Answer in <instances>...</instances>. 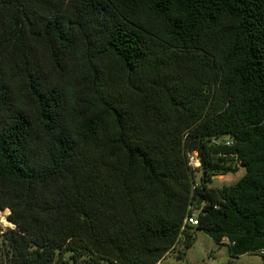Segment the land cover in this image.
Returning <instances> with one entry per match:
<instances>
[{"label": "trees", "instance_id": "obj_1", "mask_svg": "<svg viewBox=\"0 0 264 264\" xmlns=\"http://www.w3.org/2000/svg\"><path fill=\"white\" fill-rule=\"evenodd\" d=\"M0 209V264L264 260V0H0Z\"/></svg>", "mask_w": 264, "mask_h": 264}, {"label": "rangeland", "instance_id": "obj_2", "mask_svg": "<svg viewBox=\"0 0 264 264\" xmlns=\"http://www.w3.org/2000/svg\"><path fill=\"white\" fill-rule=\"evenodd\" d=\"M243 173V168L239 167L237 171H228L224 175H215L207 186L219 187L223 184H229L236 180ZM200 170L194 171V179L198 181ZM6 210V211H5ZM0 217L3 216L5 222L0 220L1 227L10 226L5 216L7 209H0ZM195 215V212L192 213ZM181 249V256L178 258L176 254ZM157 264H264V260L256 252L243 253L235 258H230L224 245L216 244L203 231L193 229L192 244L188 248H181L180 242H176L174 247L170 249Z\"/></svg>", "mask_w": 264, "mask_h": 264}, {"label": "built area", "instance_id": "obj_3", "mask_svg": "<svg viewBox=\"0 0 264 264\" xmlns=\"http://www.w3.org/2000/svg\"><path fill=\"white\" fill-rule=\"evenodd\" d=\"M214 140L217 141L216 138H214ZM225 143L227 144L228 141H225ZM187 163L193 169L196 168L199 165V161H198V158L196 157L195 151H191V152H188L187 153ZM183 222L190 223V224H195L196 223V220L194 218V215H191V216L185 217V219L183 220ZM258 253L264 256V249H260L258 251Z\"/></svg>", "mask_w": 264, "mask_h": 264}, {"label": "water", "instance_id": "obj_4", "mask_svg": "<svg viewBox=\"0 0 264 264\" xmlns=\"http://www.w3.org/2000/svg\"><path fill=\"white\" fill-rule=\"evenodd\" d=\"M200 199H196V202H195V204H196V207L194 208L195 210H197L198 209V205L200 204Z\"/></svg>", "mask_w": 264, "mask_h": 264}, {"label": "bare ground", "instance_id": "obj_5", "mask_svg": "<svg viewBox=\"0 0 264 264\" xmlns=\"http://www.w3.org/2000/svg\"><path fill=\"white\" fill-rule=\"evenodd\" d=\"M0 214H1V213H0ZM0 220L3 221V222H5L3 216L0 217ZM10 225H11V224H10Z\"/></svg>", "mask_w": 264, "mask_h": 264}]
</instances>
